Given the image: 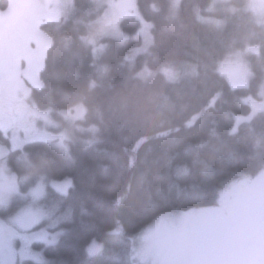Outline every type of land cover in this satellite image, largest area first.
Segmentation results:
<instances>
[{
	"label": "trees",
	"instance_id": "trees-1",
	"mask_svg": "<svg viewBox=\"0 0 264 264\" xmlns=\"http://www.w3.org/2000/svg\"><path fill=\"white\" fill-rule=\"evenodd\" d=\"M246 3L135 0L152 43L132 62L142 42L136 18L120 21L123 39H101L99 54L87 42L102 11L95 0H72L67 15L41 25L49 47L30 101L60 129L68 125L63 111L84 107L68 148L32 141L6 157L21 191L71 183L65 195L47 192L63 232L54 244L34 245L45 264H137L132 239L159 216L214 206L221 191L264 168V112L231 131L235 117L250 112L242 98L257 97L264 78V26ZM248 46H258L247 56L249 85L232 88L218 64ZM12 199L1 216L25 202ZM94 240L101 248L90 255Z\"/></svg>",
	"mask_w": 264,
	"mask_h": 264
},
{
	"label": "rangeland",
	"instance_id": "rangeland-1",
	"mask_svg": "<svg viewBox=\"0 0 264 264\" xmlns=\"http://www.w3.org/2000/svg\"><path fill=\"white\" fill-rule=\"evenodd\" d=\"M95 1L102 11L86 37L95 54L105 46L101 39L125 37L119 23L127 17L139 21L142 37L128 60L132 62L148 51L152 43L150 23L139 14L135 0ZM171 2L175 8L180 0ZM71 7L72 0H0V210L10 209L15 195L25 200L0 215V264H45L42 251L34 245L54 244L63 232L59 229L56 203L46 202V197L48 189L65 195L71 186L69 179L41 181L21 191L6 157L32 141H48L68 148L66 141L71 139L72 124L83 117L82 104L63 111L68 125L60 129L50 111L38 109L29 98L32 88L41 86L40 72L49 47V39L40 27L45 22L60 20ZM246 9L254 22L264 26V0H247ZM257 48L248 46L233 52L218 64V73L232 88L249 85L247 56L256 54ZM164 73L170 78L177 76L169 69ZM7 88L12 95L10 100L5 95ZM242 99L250 112L235 117L232 132L239 124L264 112V78L257 97L247 95ZM100 248L94 240L88 254H96ZM131 252L137 264H264V168L221 191L214 206L159 216L134 235Z\"/></svg>",
	"mask_w": 264,
	"mask_h": 264
},
{
	"label": "flooded vegetation",
	"instance_id": "flooded-vegetation-1",
	"mask_svg": "<svg viewBox=\"0 0 264 264\" xmlns=\"http://www.w3.org/2000/svg\"><path fill=\"white\" fill-rule=\"evenodd\" d=\"M9 90H10V89L7 88V89H6V92H7V93H5L7 100H10V98H11V96H12L11 93H8Z\"/></svg>",
	"mask_w": 264,
	"mask_h": 264
}]
</instances>
